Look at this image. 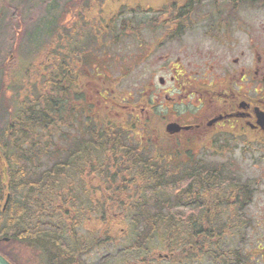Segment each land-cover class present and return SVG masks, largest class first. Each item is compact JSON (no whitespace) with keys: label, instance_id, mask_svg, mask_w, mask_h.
<instances>
[{"label":"trees","instance_id":"obj_1","mask_svg":"<svg viewBox=\"0 0 264 264\" xmlns=\"http://www.w3.org/2000/svg\"><path fill=\"white\" fill-rule=\"evenodd\" d=\"M105 1L107 0H94L92 4L101 2L98 3L101 6ZM222 1L224 0H179L177 3L168 0V6L148 18L145 26L152 33L163 30L162 39L174 41L183 35L188 25L193 24V15L203 2L210 3L218 14L222 13L223 8H229L228 15L222 17L221 14L220 19L214 21V29L223 24L228 25L239 7H264V0ZM77 7H81V0L67 1L59 18L71 14V10ZM90 13L91 10L85 9L80 12V16ZM16 17L14 15L19 26L14 29L13 42L17 48L21 43L20 36L24 26ZM120 22V35L130 31L141 46L148 47L143 27L133 26L129 19ZM77 25H84L79 28L80 36L84 37L83 34L88 32L85 22ZM64 30L61 26L54 34V45L58 41L63 43L59 56L43 48L46 57L51 59V73L41 75L40 80L29 75V82L35 81L32 86L38 88L33 97L30 101L18 104L15 115L6 111L10 120L4 138L0 139V176L10 185L0 190L9 188L17 193L11 199L8 195L7 207L10 213L5 226L0 230V236L10 238L8 246L19 243L26 251L35 252L38 257L34 264L45 263L42 258L45 251L49 252L48 264H81L82 256L95 244L112 240L113 233L119 226V218L123 216L122 219L130 217L137 230L131 248L146 251L150 243L158 239L165 243L170 259L184 262L206 252L204 250L208 243L218 244L225 232H232L236 228L239 229L236 234L242 232L249 221L232 218L236 217V205L240 200L250 201L253 198L251 184L243 183L235 177H227L225 165L206 164L202 160H196L197 156L192 154L190 142L171 144L163 139L157 145L151 143L149 140L153 137V129L146 123L123 114L116 116L108 106L107 100L117 101L115 98L121 96V91L114 90L115 95H111L112 89L108 91L102 86L103 95L98 100L103 105L97 106L92 96L96 85L92 82L105 85L110 74L107 73L104 77L101 73H91L106 72L107 69H102L104 65L101 63V56L90 62L95 55L84 51V39L76 42V39L65 35ZM93 37L86 39L90 38L91 41ZM32 39L36 40L37 35H32ZM30 66L29 64L24 71H15L19 72L17 77L27 73ZM105 91L109 95H105ZM119 101L123 103L122 100ZM74 134L79 135L78 140L67 146L69 137ZM212 145L207 150L213 156L222 157L228 151L227 147ZM63 149H66L64 160L55 162L43 172L36 171V164L43 158L52 153L60 154ZM70 166L77 167L74 168L77 173H74L79 177L80 184L85 183L86 187L89 183L90 193L96 197L95 202L89 198L87 205L98 216L96 226L102 229L93 231V239L89 244L77 233L86 214L80 211L82 205L79 204L80 197L75 195L74 178H70V182L64 179ZM181 181L182 185L179 184ZM40 189L42 192H39ZM168 190L172 197L168 196ZM62 191L64 194H58ZM37 195L45 199L41 203V212L44 214L40 217L46 215V206H51L48 223L39 218L35 223L32 222L31 210L24 200L28 196ZM20 196L23 197L22 200ZM220 198L222 200L219 202ZM57 199L60 200L59 203L56 202ZM67 206L72 211L62 212ZM228 209L227 216L230 219L222 220L224 211L227 212ZM16 224L20 228L22 226V231L16 229ZM47 227L50 230L47 231ZM54 248L59 252L53 251ZM259 248L260 246L256 249L258 252ZM0 251L2 252L1 249ZM228 254L231 257L222 259L221 264H249V257L243 252L229 251ZM5 256L13 261L10 254Z\"/></svg>","mask_w":264,"mask_h":264},{"label":"rangeland","instance_id":"obj_2","mask_svg":"<svg viewBox=\"0 0 264 264\" xmlns=\"http://www.w3.org/2000/svg\"><path fill=\"white\" fill-rule=\"evenodd\" d=\"M67 1L70 0H0V139L4 138L10 120L6 111L13 112L12 114L15 115L18 112V104L30 101L34 91H36L37 87L34 88L28 80L29 75L40 80L41 75L45 74L23 73V76L18 78V73H15V71L27 69L37 53H41L45 48L48 51H53L56 54L55 56H59L61 42L58 41L57 45H54L53 41L55 39L54 34L61 26L65 28L63 33L69 35L70 39H76V42L84 39V42H82L85 45L84 51L92 52L95 55V58H91L90 62L101 56V63L104 65L102 69H107L110 72L104 87L119 90L123 95L130 96L132 103L138 102L137 97L142 87L151 84L154 80L157 82L161 76L160 73H139L144 68V65L140 66L139 60L146 55L154 54V57L150 59V66L147 67L152 71L156 66L155 63L157 64L162 56L168 55L181 57L184 63L189 66L199 65L208 55L211 56L209 61L216 65L220 62H231V59L240 57L243 51L247 57H250V42L252 40H255L258 49L264 52V7H243L239 11L238 17L242 24L234 36V39L237 38L236 43L229 44L228 41L214 40L208 36L209 29L214 21L220 19L221 14L222 17L228 15L229 8H223L222 13L218 14L208 2H203L201 8L193 15V24L188 25L181 37L174 41H168L162 39L163 30L151 33L149 28L145 26L148 18L155 16L158 11L168 6V0H107L102 2L101 6L98 4L101 2L92 4L94 0H81L80 8L77 7L71 10V14H65L66 16H63V18H59ZM173 1L179 3V0ZM222 2L224 3L225 0ZM85 9L91 10L92 13L85 14L86 16L82 15L83 17L80 16V12ZM148 11L150 13H146ZM14 15L24 26L18 48L14 47L13 42L14 29L19 26V22L17 24L15 22ZM77 19L80 20L77 21ZM126 19L131 20L133 26L140 25L143 27V36L148 43L147 48L141 46L135 35L130 31L125 35H120V21ZM82 21L85 22V26L88 28L87 33L83 34L81 32L84 37H81L79 32V28L84 25H77ZM75 31L76 34H74ZM34 34L37 35L36 40L32 39ZM38 36L40 37L39 40ZM91 36L95 38L93 37L91 41L90 38L86 39ZM64 43L66 44L67 41H64ZM36 45L39 46V49ZM35 53L36 55H34ZM136 55H140V57L136 58ZM41 56H46V54ZM41 60L39 62H42ZM126 62H128V67L136 69L137 73H119L120 70L125 69ZM111 71L114 73H111ZM101 74L104 77L107 75L104 72H101ZM187 74L196 80H201L203 77V73ZM78 136V134H74L69 137L70 140L67 141L66 145L73 144L74 141L78 140ZM137 140L139 141V139ZM209 144L221 145L220 147L224 148L228 145L227 149L230 153L223 157L213 156L209 151L211 147ZM63 145L66 146L65 143ZM254 146L256 148L251 146L248 147L249 151H247V146L240 142H202L199 149L205 151L199 152L200 155L196 158V160H202L206 164H224L227 176H233L243 183L251 184L253 189L251 202L253 204L246 212L251 220L248 219L249 222L247 221V226L242 232L236 234L238 228L232 232H225L224 237L218 240V244L208 243L204 250L206 252L202 253L200 257L184 262H176L165 258L166 254L169 255V250H167L165 243L159 242L158 239H154L146 251L131 248L135 242L137 230L130 217L122 219V216L119 218V226L117 231L113 233L112 240L107 243L95 244L89 252L82 256L81 261L83 263L81 264H221L222 259L231 257L228 254L229 251L243 252L246 257H249V264H264V146ZM196 148L197 145L193 146L192 150ZM65 150L63 149L60 154L47 155L36 164V171L43 172L55 162L64 160ZM74 168L77 169L75 166L68 168L64 179L67 182H70V178L75 180V195L78 198L80 197L79 204L82 205L80 211L86 214L85 221L77 233L79 236L84 237L89 244L93 239V231L102 229L96 226L98 216H95L87 205L89 198L95 202L96 197L90 193L91 186L89 183L86 187L85 183L80 184V179L74 173L76 172ZM87 182L88 179H86ZM179 184L182 185L183 181ZM7 185H10L9 182L4 181L3 177L0 176V189ZM41 190L39 192H42ZM228 191L229 189L226 190V192ZM14 193H16L15 190L9 188L0 190V230L5 226L10 213L7 207L9 204L6 202L7 196L9 195L11 199ZM58 194H64V192ZM168 196L172 197L171 191L168 192ZM22 198L20 196V200ZM221 200L222 198L219 202ZM24 201L28 206L27 208L31 210L32 222L35 223L38 218L46 223L50 222V205L46 206L48 210L46 215L40 218V215L44 214L41 212L43 210V204L41 203L45 202L44 198L38 195L28 196ZM38 201L40 203H37ZM56 202L59 203L60 200L57 199ZM66 210L71 212L72 208L67 206L62 212ZM228 213L229 209L227 212L224 211L225 215L221 217L222 220L230 219L227 216ZM46 230L48 231L50 228L47 227ZM4 237L0 236V242ZM258 246H260V252L256 250ZM48 247L49 250H52L50 246ZM0 249L3 253L10 254L16 264H32V251L24 250L26 248L22 245L8 246V244L2 242L0 243ZM53 251L59 252L56 248ZM159 255H161L160 259Z\"/></svg>","mask_w":264,"mask_h":264},{"label":"flooded vegetation","instance_id":"obj_3","mask_svg":"<svg viewBox=\"0 0 264 264\" xmlns=\"http://www.w3.org/2000/svg\"><path fill=\"white\" fill-rule=\"evenodd\" d=\"M241 9L237 8L236 15L231 17L228 25L223 24L218 29L211 26L208 36L214 40L228 41L229 44L236 43L237 38L234 39V36L242 24L238 17ZM250 47V57L243 51L240 57L231 59V62L217 65L209 61L210 55L197 66H189L181 57L162 56L152 71L147 67L154 54L146 55L139 60L140 66L144 65L139 73H160L157 82L154 80L142 87L138 102L132 103L121 94L115 99L123 103L107 100L108 106L116 116L123 114L153 129V137L149 140L151 143L157 145L163 139L171 144L190 142L192 147L197 145L196 149H191L196 156L205 151L199 149L202 142H240L247 146V151L248 147L254 145L264 146V52L258 49L255 40L250 42ZM135 57L139 58L140 55ZM50 60L42 56V62L35 60L27 73H51ZM127 67L128 62L119 73H137L136 69ZM104 73L110 72L106 70ZM187 73H203V77L196 80ZM92 83L96 85L92 91L94 103L101 106L103 102L98 97L103 95L101 87L105 85ZM107 90L110 91V88ZM111 92V95H115L114 89ZM104 94L109 95V92L105 91ZM170 124L189 129L171 134L167 130ZM229 153L228 150L225 155ZM251 201H239L235 220H251L246 214L253 204ZM16 229L20 232L22 226L20 228L16 224Z\"/></svg>","mask_w":264,"mask_h":264},{"label":"water","instance_id":"obj_4","mask_svg":"<svg viewBox=\"0 0 264 264\" xmlns=\"http://www.w3.org/2000/svg\"><path fill=\"white\" fill-rule=\"evenodd\" d=\"M183 128H181L179 125L177 124H170L167 128L168 132H170L171 134H175V133H179ZM188 129V128H187ZM6 242L9 241V239H4ZM0 264H11L6 258H4L1 254H0Z\"/></svg>","mask_w":264,"mask_h":264},{"label":"bare ground","instance_id":"obj_5","mask_svg":"<svg viewBox=\"0 0 264 264\" xmlns=\"http://www.w3.org/2000/svg\"><path fill=\"white\" fill-rule=\"evenodd\" d=\"M6 202H8V196H7Z\"/></svg>","mask_w":264,"mask_h":264}]
</instances>
